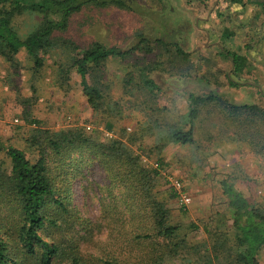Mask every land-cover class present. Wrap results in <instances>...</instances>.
Returning a JSON list of instances; mask_svg holds the SVG:
<instances>
[{"label": "trees", "instance_id": "trees-1", "mask_svg": "<svg viewBox=\"0 0 264 264\" xmlns=\"http://www.w3.org/2000/svg\"><path fill=\"white\" fill-rule=\"evenodd\" d=\"M94 2L124 4V0H0V56L16 69V55L24 49L33 67L39 68L44 62L43 54L60 40L56 33L67 27L72 15ZM224 2L242 4L244 0ZM24 15L38 16L40 21L22 37L13 23ZM219 30V52L229 62L232 74L250 79L241 81L228 74V89L241 92L247 85L254 86L252 63L244 54L223 45L233 32L227 26ZM138 37L126 49L100 42L84 49L72 46L81 93L93 114L100 116L105 130L114 129L125 108L105 90L103 74L110 58L136 59L139 54H151L155 48L169 51L170 47L176 55L189 54L178 43ZM140 63L125 78L131 84L124 90L126 96L141 94L138 102L136 98L131 102L134 128L127 132L121 127L120 134L109 139H100V130L88 133L83 126L66 131L42 129L38 127L40 119L34 115L36 97L23 100L24 121L39 123L27 141L28 148L35 145L38 153L33 161L26 151L0 139V207L10 210L13 216L0 217V264H164L179 256L188 247V231H197L200 225L174 219L182 215L173 214L168 206V200L176 196L172 187L169 193L157 190L159 168L166 165L162 152L168 145L197 148L202 142L208 146L215 142L234 143L250 152L264 173L263 106L257 101H239L231 98L233 95L221 94L224 89L209 86L213 82L207 77L191 74L185 75L187 79L207 86L183 89L184 111L158 105L161 89L150 72L159 62L143 59ZM211 116L219 133L207 128L205 139L198 138L199 128ZM144 155L154 159L156 167L143 165ZM94 166L98 168V181L80 183L82 195L77 198L74 181L85 175L84 169L90 174ZM234 166L240 172L236 171L234 177L223 176L217 183L223 208L215 210L202 228L223 250L232 242L229 250L234 264H260L264 205L255 200L249 186L254 182L252 176H242L239 162ZM242 177L249 195L235 185ZM185 212L186 209L179 210L180 214ZM201 258L202 255L198 260Z\"/></svg>", "mask_w": 264, "mask_h": 264}, {"label": "rangeland", "instance_id": "rangeland-1", "mask_svg": "<svg viewBox=\"0 0 264 264\" xmlns=\"http://www.w3.org/2000/svg\"><path fill=\"white\" fill-rule=\"evenodd\" d=\"M103 1V0H99ZM105 1V0H104ZM109 1V0H106ZM124 0V4L90 3L72 15L67 27L58 31L60 40L43 54V64L35 69L33 61L28 58L24 49L16 55L19 66L14 69L8 61L0 56V139L6 145L16 146L26 151L31 160L37 159V148H28L27 141L33 132L34 124H27L22 118L23 100L27 97L34 101V115L40 119L42 129L66 131L83 126L90 133L101 131L100 139L117 136L120 128L127 132L134 128L135 116L131 102L141 97L136 93L133 98L127 97L124 90L127 73L143 59L159 62L158 67L150 72L159 85L161 92L158 105L180 108L184 111V88H201L207 86L200 81H190L185 76L204 75L213 82L211 87L223 91L221 94L233 95L242 101H257L264 107V0H244L242 4H229L224 0ZM221 15V16H218ZM40 18L35 15H24L15 18L14 26L22 37L35 29ZM227 26L233 35L223 45L239 54H244L253 65V85L243 87L241 92L228 89L226 75H232L230 64L220 54V38L218 30ZM219 32H223L219 30ZM144 35L151 41L157 38L178 43L187 56L176 55L173 47L169 51L155 48L151 54L138 55L136 59L119 60L110 58L105 65V90L111 97L120 100L122 116H118L113 130H105L99 115H94L90 105L85 101L79 84V77L73 66L75 50L72 46L84 49L93 42L106 46L128 48L136 43L138 36ZM154 47L155 44H153ZM60 72L58 74L59 69ZM247 67L244 68V71ZM184 76L183 79H180ZM187 79V80H186ZM249 81L246 76L239 78ZM249 79V80H248ZM11 84V87H9ZM61 88H60V87ZM62 89L66 90V93ZM137 112H135L136 114ZM139 116V114H138ZM213 118L207 120L199 128L201 139H205L207 128L215 129ZM216 137V136H214ZM37 150H36V149ZM232 154V155H231ZM166 165L159 168L158 189L169 193V187L176 196L168 200V206L177 221L188 224L195 221L200 225L197 231H188V247L175 258L168 259L164 264H234L232 252L217 247L203 226L209 223L212 213L222 209L224 199L217 183L223 176H235L238 171L234 163L239 162L242 176H252L254 182L250 188L257 202L264 205V173L256 164L250 152L236 147L234 143L218 145L202 142L199 147H179L168 145L162 152ZM3 157V153L0 154ZM141 162L147 167H156L154 159L145 155ZM98 168L94 166L90 174L74 181L77 198L82 195L80 183L98 181ZM240 172V171H238ZM92 184V183H91ZM237 188L246 195L251 194L244 178L235 181ZM92 186V185H91ZM183 197L189 200L185 201ZM94 201L97 202L96 199ZM94 202V205L97 203ZM180 209L187 212L180 214ZM10 210L0 207L2 219H12ZM97 214V209L93 212ZM11 214V215H10ZM1 223V221H0ZM217 252L215 253V248ZM218 254V258L215 255ZM202 255L201 260L198 258ZM260 264H264V248L260 252Z\"/></svg>", "mask_w": 264, "mask_h": 264}, {"label": "crops", "instance_id": "crops-1", "mask_svg": "<svg viewBox=\"0 0 264 264\" xmlns=\"http://www.w3.org/2000/svg\"><path fill=\"white\" fill-rule=\"evenodd\" d=\"M161 2L163 1V2H165V3H169V5H170V2H169V0H160Z\"/></svg>", "mask_w": 264, "mask_h": 264}, {"label": "built area", "instance_id": "built-area-1", "mask_svg": "<svg viewBox=\"0 0 264 264\" xmlns=\"http://www.w3.org/2000/svg\"><path fill=\"white\" fill-rule=\"evenodd\" d=\"M185 201H188L189 199L187 197H183Z\"/></svg>", "mask_w": 264, "mask_h": 264}]
</instances>
